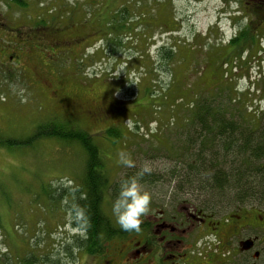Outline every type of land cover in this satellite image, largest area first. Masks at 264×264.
Returning <instances> with one entry per match:
<instances>
[{
    "label": "rangeland",
    "instance_id": "1",
    "mask_svg": "<svg viewBox=\"0 0 264 264\" xmlns=\"http://www.w3.org/2000/svg\"><path fill=\"white\" fill-rule=\"evenodd\" d=\"M27 1L20 0L24 5ZM39 1V5L28 10L30 15L39 14L34 32L40 39V47L33 64L42 77H50L60 90L70 95L72 98L67 97L70 100L100 102L109 111L108 119L99 123L83 118L72 120L98 146L109 181H119L131 168L141 170L144 165L166 180L175 157L173 150L179 149L178 139L185 141L189 130L186 121L193 109L190 106L202 97L211 95L214 97L208 101L211 105L227 112L231 110L236 121L255 126V130L264 119V7L257 11L248 6V0L241 3L239 0H175L172 15L170 4L163 3L164 0H133L130 9L135 8L131 11L136 15L146 13L137 24H145L134 33L136 41L134 37L124 39L108 52L104 41H100L101 14L108 6L117 8L121 0H102V8L94 12L88 3L96 4L93 2L97 0ZM11 7L16 9L12 4ZM11 7L0 6L1 21L13 28L8 31V39L12 40L18 30L34 35L30 30L31 19L16 17ZM246 10L250 17L244 14ZM244 27L250 29L246 35L240 32ZM141 31L149 33V40L140 35ZM4 34L0 29V39ZM59 37L64 41L81 38V44L73 52L65 50V44L56 50L53 42ZM173 46L175 56L171 64L156 61L160 48ZM85 53L86 58L80 59ZM11 67L5 76L0 73L3 138L22 141L41 122L68 120L52 106L45 86L39 87L25 79L26 70ZM110 130L115 134L108 135ZM121 150L130 154L134 166L119 163L117 154ZM84 158L78 144L54 138L37 139L32 144L10 149L0 145V264H107L111 258V264H141L133 259V245L141 235L128 233L112 238L100 255L82 251L77 242L83 232L64 226L70 223L71 216L65 213L63 205L51 203L49 196L57 198L58 192L59 196L69 194L67 201L75 199L72 193L78 189ZM219 163L228 173V164ZM163 182L141 185L151 194L150 208L156 211L168 208L171 190ZM112 203L109 197L104 199L102 211L119 227ZM222 211L225 217L218 215L211 219L224 222L228 208ZM235 215L241 219L250 215L254 226L258 218L264 223V209L230 214L228 224L235 222L238 227L244 221L238 223ZM253 236H259L258 264H264V226L239 228L234 232L228 264H244L242 256L236 254L238 243ZM215 242L203 243L198 249L212 253ZM180 247L187 250L188 260L184 263V258L179 259L181 262L177 258L167 259L164 264H224L227 259L224 255L220 259L219 251L208 257L198 256L193 250L196 244L188 247V243L182 242ZM120 248L130 253L125 260L120 258L123 256ZM150 259L155 262L157 257Z\"/></svg>",
    "mask_w": 264,
    "mask_h": 264
},
{
    "label": "trees",
    "instance_id": "2",
    "mask_svg": "<svg viewBox=\"0 0 264 264\" xmlns=\"http://www.w3.org/2000/svg\"><path fill=\"white\" fill-rule=\"evenodd\" d=\"M174 1L164 0L163 2L170 4L169 9L172 15H174L172 7ZM12 2L17 4V0H9L6 6L11 7ZM131 2L133 0H121L115 9L111 6L103 7L105 12L101 14L103 23H100L103 28L100 32L102 34L100 41H104L108 52L112 46L122 43L124 39H132L134 33L139 32L137 28L145 24V22L137 24L138 20L144 19L146 13L141 12L136 15L135 11H131L135 7L132 6L133 8L130 9ZM18 3L23 6L20 0ZM93 3L96 4L88 3L93 12L103 6L102 0ZM12 9L17 14V8ZM85 11L86 14L91 12L86 8ZM65 14L67 15L69 12ZM174 18L175 16L172 17V21ZM243 29L240 31L242 35H246L250 31L248 27ZM147 34L140 32L144 39L149 40ZM134 40H137L136 36ZM86 55L87 53L80 59L86 58ZM157 56V62L165 65L171 64L175 56V47L173 46L172 49L162 47ZM62 92L64 95H68L64 91ZM69 97L71 96L69 95ZM213 98L208 95L206 98H200L195 104H191L190 108L193 109L186 121L189 130L185 141L181 142L180 138L178 139L179 149L173 150L175 157L171 162L172 169L169 171V177L165 180L162 174L157 176L156 173L148 172L139 177L140 184L142 186L151 183L154 185L164 181L163 183L170 185L171 190L170 198L167 200L168 204L166 203L169 208L175 210L177 204L187 202L209 218L218 215L224 216L226 213L222 211V208H228V216L239 211L247 213L252 210L263 211L264 119L258 122L255 130V126L247 125L244 121H236L231 110L227 112L218 105H211L208 101ZM72 120L74 119L72 118ZM72 120L41 122L36 125L31 136L22 141L5 139L0 135V145L10 149L32 144L42 138H54L64 141V143L78 144V147L85 153V165H83L78 189L72 193L75 199L67 201L69 194L59 196L60 192H58L57 198L49 196V199L53 200L51 203L63 205L65 213L68 217L71 216L69 222L72 221L73 224L81 228L83 236L77 242L79 249L91 254H102V251H106L107 244L112 238L124 237L128 233H138L143 237L141 229L145 227V224H142L145 217L142 218L139 232H126L116 227L117 225L103 213L101 205L107 197L114 200L122 179L134 176L140 170L131 168L126 177L116 182L109 181L103 170L98 146L85 130L73 125ZM111 134H115V132L110 130L108 135L111 136ZM219 162L228 164V173L222 170ZM172 183L173 186H171ZM74 206L84 210L83 219L77 218ZM230 211L235 212L229 213ZM192 245L195 246V244Z\"/></svg>",
    "mask_w": 264,
    "mask_h": 264
},
{
    "label": "flooded vegetation",
    "instance_id": "3",
    "mask_svg": "<svg viewBox=\"0 0 264 264\" xmlns=\"http://www.w3.org/2000/svg\"><path fill=\"white\" fill-rule=\"evenodd\" d=\"M239 1V3H241V0ZM8 3L9 0H0V6H6ZM16 3L17 4L11 3L17 8L16 17H23L26 19L27 16L28 19H31L32 25L30 26V30L33 31L32 33L34 35L30 36L29 32L25 33L22 30H18V33L14 32L15 39L10 41L8 39V31L13 28L10 27L9 24L3 23L0 19V29L5 32L4 37L0 39L1 76H5L6 72L14 65L15 68L26 70L28 75L25 79L37 83L39 87L41 85L45 86L49 96L47 93L45 94L52 106L65 114L68 119L72 120L73 118L77 120L83 118L92 120L94 123L107 120L110 113L104 106L99 104L100 102L94 101L93 103H88L87 101L79 102L77 100H70L67 98L69 95H64L54 80L48 76L42 77L40 72L35 69L33 59L36 52L39 51L37 48L40 47V41L34 31L36 28L35 26L39 23V14L37 13L35 15L34 13L30 15L28 10L30 8H35L39 5L40 1L28 0L26 5L23 4V6H20L18 0ZM247 4L248 6H253V8L258 11L263 9L264 0H248ZM0 13L2 14V12ZM244 14H246L247 17L251 16L247 10L244 11ZM9 43L11 46H9ZM64 44L65 50L73 52L80 46L81 38H70L64 41L59 37L53 42V46L56 50L60 46H64ZM144 217L146 219L142 224H145V227L141 229L143 237L137 240L133 245L135 253L133 259H135V263L139 262L141 264H164V260L175 258L178 260L184 258L182 260L186 262L189 257H187V250L180 247L182 242L188 243V247H190L191 244H196L194 251L198 252V256L203 254V256L208 257L210 254L212 256L215 252L219 251L220 259L223 255L227 256L224 264H228V249L231 246L230 238L233 237L234 232L239 228L255 227L257 229L260 226H264L261 218H258L257 222H253L256 224L254 226L252 224L253 218H251L250 215H244L242 219L240 216L235 215L234 218L238 223L241 224L242 221H244V224L238 227L235 225V222L234 224H228V216L224 222L214 221L187 202L180 205L176 210L168 207L156 211L150 208V212ZM180 234H186V236ZM188 237H191V240L187 241ZM248 238L254 240L252 248L241 252L237 250L236 254L242 256L244 264H258L261 258V250L256 246L259 236ZM213 240L216 242L212 245V253H208L206 249H204L203 252L199 251L198 246L203 243L210 244ZM128 250H130V248ZM119 252L123 253V256L120 257L121 259L125 260L127 256H130L129 252L126 253L125 248H120ZM115 257L118 258L116 255ZM151 257H157V260L153 262L152 259H150ZM179 262H181V260H179ZM106 263L111 264L112 258L107 260Z\"/></svg>",
    "mask_w": 264,
    "mask_h": 264
},
{
    "label": "clouds",
    "instance_id": "4",
    "mask_svg": "<svg viewBox=\"0 0 264 264\" xmlns=\"http://www.w3.org/2000/svg\"><path fill=\"white\" fill-rule=\"evenodd\" d=\"M119 163L128 167L134 166L130 154L121 150L118 154ZM151 172L148 165L134 176L122 179L119 184L118 192L112 203V213L115 222L126 232H139L142 218L150 211L151 194L143 190L139 177ZM77 218L83 219L85 214L82 208L74 206Z\"/></svg>",
    "mask_w": 264,
    "mask_h": 264
},
{
    "label": "water",
    "instance_id": "5",
    "mask_svg": "<svg viewBox=\"0 0 264 264\" xmlns=\"http://www.w3.org/2000/svg\"><path fill=\"white\" fill-rule=\"evenodd\" d=\"M253 240L251 239H246L241 242H239V250L240 251H247L252 248L253 246Z\"/></svg>",
    "mask_w": 264,
    "mask_h": 264
}]
</instances>
